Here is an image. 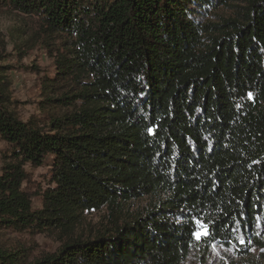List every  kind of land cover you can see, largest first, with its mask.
<instances>
[{"label":"trees","instance_id":"16d2710c","mask_svg":"<svg viewBox=\"0 0 264 264\" xmlns=\"http://www.w3.org/2000/svg\"><path fill=\"white\" fill-rule=\"evenodd\" d=\"M7 9L38 20L22 54L45 44L56 71L41 79L42 117L23 120L0 64V141L11 147L0 231L64 243L34 263L0 244V264H182L237 231L261 242L264 0H0ZM50 156L42 191L27 167ZM142 197L150 207L122 219ZM103 207L111 227L78 236Z\"/></svg>","mask_w":264,"mask_h":264},{"label":"rangeland","instance_id":"374dc122","mask_svg":"<svg viewBox=\"0 0 264 264\" xmlns=\"http://www.w3.org/2000/svg\"><path fill=\"white\" fill-rule=\"evenodd\" d=\"M218 16H228L229 11L219 9ZM212 21L216 18L210 17ZM37 19L26 16L10 9L0 12V64L10 65L12 70L13 99L17 102L16 112L23 120L31 117H42L38 110L41 100V79L45 75L55 74V62L45 48V44L37 43L33 48L21 47L22 43L32 35L36 29ZM23 55V56H22ZM0 58V59H1ZM11 152V147L4 141H0V174L2 173L3 159ZM52 156L39 167H27L31 172L33 181L40 185L42 191L48 187L50 181V169ZM153 202L151 197H142L126 202L122 219L136 216L150 207ZM33 206H41V196L35 195ZM85 219L77 229V234L83 238H93L98 232L110 228L115 219V213L103 207L97 211L85 213ZM199 226V232L204 229ZM264 230V227H263ZM264 233V232H263ZM201 235L198 239L205 237ZM253 233L237 231L230 242L211 240L194 249L182 264H264V236L261 242H253ZM64 237L57 232L31 233L29 231L17 232L12 229L0 231V244L11 251H22L27 257V263H34L47 254L54 253L62 246ZM235 243V244H234ZM243 243L244 247L239 246ZM237 244V245H236Z\"/></svg>","mask_w":264,"mask_h":264},{"label":"snow or ice","instance_id":"6c2138e0","mask_svg":"<svg viewBox=\"0 0 264 264\" xmlns=\"http://www.w3.org/2000/svg\"><path fill=\"white\" fill-rule=\"evenodd\" d=\"M201 227L204 229V231L195 233L197 239H199L201 237V235H207L208 234L207 231H206V227L207 226L206 225H202Z\"/></svg>","mask_w":264,"mask_h":264}]
</instances>
